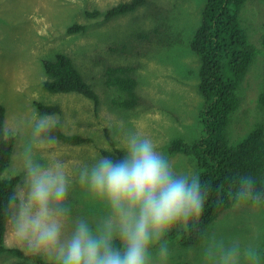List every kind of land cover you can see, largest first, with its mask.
I'll use <instances>...</instances> for the list:
<instances>
[{
    "label": "rangeland",
    "instance_id": "374dc122",
    "mask_svg": "<svg viewBox=\"0 0 264 264\" xmlns=\"http://www.w3.org/2000/svg\"><path fill=\"white\" fill-rule=\"evenodd\" d=\"M121 1L128 0H0V104L6 108L7 132L15 136L11 163L2 177L19 176L16 191L22 185L23 150L31 143L35 120L47 115L39 111L38 102L60 107L61 112L51 117L64 133L92 140L80 145L55 140L52 145L33 149L35 161L44 167L61 163L68 178L64 238L80 220L95 229L111 215L107 202L79 182L81 170L100 159L103 149H111L107 129L114 146L123 152L133 135L151 139L174 173L197 177L195 158L169 155L168 148L175 140L193 143L204 135L200 60L191 42L200 27L206 0H146L135 11L108 21L102 16H86L88 11L104 12ZM239 18L259 54L244 81L241 108L231 115L232 143L264 122V109L258 105L264 80V0H247ZM76 23L88 27L81 33H69L67 29ZM59 53L68 55L93 85L99 96L97 106L81 94L52 93L43 88L48 79L43 62L54 60ZM111 67L133 69L140 98L135 108L119 106L123 95L105 84V73ZM9 231L8 223L6 245L22 250L10 242ZM214 240L223 241L225 247L239 242V264H252L243 255L246 248L255 250L257 264H264V205L241 203L225 210L197 247L179 248L170 243L164 258L160 247L153 246L150 264H208L204 253ZM36 256L41 258L39 262L3 253L0 264H52L46 257Z\"/></svg>",
    "mask_w": 264,
    "mask_h": 264
},
{
    "label": "trees",
    "instance_id": "16d2710c",
    "mask_svg": "<svg viewBox=\"0 0 264 264\" xmlns=\"http://www.w3.org/2000/svg\"><path fill=\"white\" fill-rule=\"evenodd\" d=\"M247 0H206L202 21L197 29L191 48L200 60V92L203 97L201 120L204 135L193 143L182 139L175 140L169 146L168 154L193 156L197 164V177L201 182V191L205 196L204 210L199 219H190L187 226L180 223L168 231L156 249L161 245L194 248L204 243L209 226L225 210L237 204L264 205V122H259L239 142L230 139L231 115L241 108L244 81L259 50L251 43L246 30L242 27L239 12ZM146 3V0L121 1L102 12H86L88 18L103 17L108 21L115 17L133 12ZM84 24H73L67 31L81 33L87 29ZM264 47V36L262 37ZM48 79L43 88L52 93H78L94 101L97 106L99 96L77 69L72 59L59 53L54 60L43 62ZM130 67H111L105 73V84L117 88L123 97L117 104L133 109L139 103L138 81L131 74ZM258 105L264 109L263 88L258 97ZM43 114H58V105L37 103ZM6 108L0 104V255L13 253L27 261H40L36 255L6 245V232L9 223V200L16 192L19 176L2 177L11 163L15 136L5 132ZM111 149L101 151L109 158L118 159L123 153L114 146L110 131H105ZM48 136L69 145L91 143L90 138L80 135H68L56 124ZM239 139V138H238ZM235 139V140H238ZM251 179L252 195L257 199H242L239 196L244 183ZM120 247L119 239L114 241ZM264 260V250H263ZM261 259V260H262Z\"/></svg>",
    "mask_w": 264,
    "mask_h": 264
},
{
    "label": "clouds",
    "instance_id": "9594fccd",
    "mask_svg": "<svg viewBox=\"0 0 264 264\" xmlns=\"http://www.w3.org/2000/svg\"><path fill=\"white\" fill-rule=\"evenodd\" d=\"M53 127L50 114L35 120L31 143L22 153L25 178L9 200V240L28 254L42 255L52 264H150V249L173 226L201 217L205 196L199 178L177 175L151 139L133 135L118 159L104 154L80 172L79 182L107 202L110 217L95 229L80 220L64 238L69 189L64 167L59 162L44 167L33 158L34 148L55 143L48 136ZM239 196L258 200L251 179ZM159 252L167 257L166 246ZM241 254L239 242L225 247L214 240L204 256L208 264H239ZM243 255L257 264L252 248Z\"/></svg>",
    "mask_w": 264,
    "mask_h": 264
}]
</instances>
